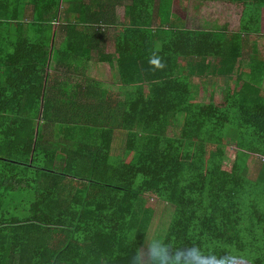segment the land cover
I'll return each mask as SVG.
<instances>
[{
    "label": "trees",
    "instance_id": "trees-1",
    "mask_svg": "<svg viewBox=\"0 0 264 264\" xmlns=\"http://www.w3.org/2000/svg\"><path fill=\"white\" fill-rule=\"evenodd\" d=\"M203 1L241 6L239 31L187 29L173 0H0V264H131L154 238L264 264V0Z\"/></svg>",
    "mask_w": 264,
    "mask_h": 264
},
{
    "label": "rangeland",
    "instance_id": "rangeland-1",
    "mask_svg": "<svg viewBox=\"0 0 264 264\" xmlns=\"http://www.w3.org/2000/svg\"><path fill=\"white\" fill-rule=\"evenodd\" d=\"M174 5L176 9V13L183 18L185 21V27L187 29L192 30H203V31H212L218 32L223 23L229 20L231 17L232 21L235 22L234 25L229 26L228 30L233 28V30H237L239 17L242 13V7L236 5L222 4V3H208L203 0H174ZM231 6H236V12L234 14H230L228 8H232ZM183 8L185 9V13L183 12ZM234 9V7H233ZM231 21V22H232ZM230 22V21H229ZM261 35L251 38V40H256L263 50L264 45V11L262 12V21H261ZM181 66H185V62H180ZM182 68V67H181ZM180 70H177L179 73ZM95 73V72H93ZM100 75L96 77L101 78V80L107 82L116 81V78L113 76V70L110 67H101L98 71ZM196 81H198L196 79ZM212 88L206 91L205 99L199 100L203 106L209 103L219 104L223 99V87L225 85V79L222 77H214L212 79ZM116 142L114 143V151L119 152L121 148H123V144L121 143V138H116ZM235 149L229 143L228 154L229 156H234ZM250 168V177L254 178L257 172V165L259 162L256 157H252L249 160ZM143 201L147 205V207L154 208L157 211L158 218L160 220L155 221L154 230L156 231L158 227H162L165 222L166 213L164 209V204L161 203L157 197L149 191H146V194L143 196ZM162 222V224H161ZM207 252L212 249H220L225 252L226 256L229 257L228 264H254V257L252 254L248 252L239 253L234 248H228L224 246H215L212 244H208L206 246Z\"/></svg>",
    "mask_w": 264,
    "mask_h": 264
},
{
    "label": "clouds",
    "instance_id": "clouds-1",
    "mask_svg": "<svg viewBox=\"0 0 264 264\" xmlns=\"http://www.w3.org/2000/svg\"><path fill=\"white\" fill-rule=\"evenodd\" d=\"M151 63L157 61L152 60ZM228 260L225 255L205 252L197 245L173 251L162 240L154 238L133 255L131 264H228Z\"/></svg>",
    "mask_w": 264,
    "mask_h": 264
},
{
    "label": "crops",
    "instance_id": "crops-1",
    "mask_svg": "<svg viewBox=\"0 0 264 264\" xmlns=\"http://www.w3.org/2000/svg\"><path fill=\"white\" fill-rule=\"evenodd\" d=\"M232 8H228V10H229V13L230 14H234L237 10H236V6H231ZM233 7H234V9H233ZM176 7H175V5H174V0H173V12H174V14H177L176 13V9H175ZM264 11V10H263ZM262 11V12H263ZM184 13H185V11H184ZM124 14H125V8H124V6H118L117 8H116V10H115V19H116V21H117V23H123L124 22ZM183 19V18H182ZM239 22H238V28H237V30H233V28H231V29H229L228 30V28H229V26H232V25H234L235 24V22L234 21H232V19H231V17H229V20L227 21V22H224L223 23V25H222V27H221V29L220 30H227V32H238L239 31V28H240V20H241V16L239 17ZM230 21V22H229ZM232 21V22H231ZM185 22V21H184ZM257 42V41H256ZM113 46H114V43L112 42V41H109V43H108V47L105 49V52L104 53H108L109 51H110V49H112L113 48ZM257 46H258V48H260V46H259V44H258V42H257ZM263 47H264V45H263ZM260 50H261V48H260ZM264 51V49L263 50H261V52H263ZM248 54H249V52L247 51H244V58H246V59H248ZM94 60V59H93ZM110 67L108 64H106V63H97L96 61H92L91 62V66H90V70H89V75L92 77V78H96V79H98V80H100V81H103V82H107V81H104V80H101V78H98V77H96L97 75H100L99 73H98V71L100 70V68L101 67ZM111 68V67H110ZM112 69V68H111ZM113 70V69H112ZM93 72H95V73H93ZM113 76L115 77V75H114V72H113ZM116 81H114L113 83H115ZM107 83H111V82H107Z\"/></svg>",
    "mask_w": 264,
    "mask_h": 264
}]
</instances>
